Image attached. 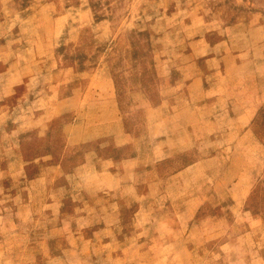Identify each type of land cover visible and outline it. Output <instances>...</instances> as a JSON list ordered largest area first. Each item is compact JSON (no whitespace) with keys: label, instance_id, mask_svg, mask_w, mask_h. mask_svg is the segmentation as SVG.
<instances>
[{"label":"rangeland","instance_id":"rangeland-1","mask_svg":"<svg viewBox=\"0 0 264 264\" xmlns=\"http://www.w3.org/2000/svg\"><path fill=\"white\" fill-rule=\"evenodd\" d=\"M0 264H264V0H0Z\"/></svg>","mask_w":264,"mask_h":264}]
</instances>
